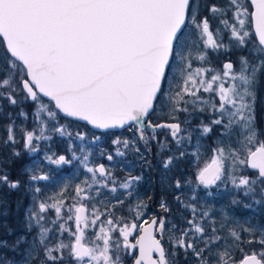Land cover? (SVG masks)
Segmentation results:
<instances>
[{
    "label": "snow or ice",
    "instance_id": "snow-or-ice-1",
    "mask_svg": "<svg viewBox=\"0 0 264 264\" xmlns=\"http://www.w3.org/2000/svg\"><path fill=\"white\" fill-rule=\"evenodd\" d=\"M208 11L221 18L236 48L246 49L252 42L249 55L255 56V63L240 56L238 66L231 60L221 68L211 65L208 49L227 50L228 45L223 43L221 29L213 31L209 17L201 15L197 0H0V43L7 62V71L0 72V100L13 107L25 101L35 106L38 131L21 129L25 150L36 153L40 149L34 142L51 139L45 135L48 122L58 124L59 114L84 121L93 129L130 132L131 138L111 140L112 151L100 150V156L109 162L129 151L140 154L141 142L147 150L150 142L160 145L158 154L171 151L167 138H157L158 129L168 131L178 150L191 144L198 131L195 149L163 158V169L171 171L174 161L191 156L198 165L197 185L208 188L231 182L245 196H255L259 189L264 198V139H260L264 133L256 126L259 77L264 74V0H226L225 7L213 3ZM229 14L232 23L224 18ZM195 62L199 63L194 67ZM21 94L22 99L18 98ZM165 108L173 122L154 123L151 118ZM205 112L211 115L208 124L201 120L196 127L187 128L178 120L179 113L192 117ZM18 115L28 118L23 108ZM183 123L191 125V119ZM214 126L220 129L216 146L203 159L201 137L212 133ZM6 127L4 144L15 145V122ZM52 131L73 136L64 125ZM75 138L85 141L86 134L76 132ZM100 139L93 135L91 143ZM68 151L71 159L56 153L45 154L44 159L53 165L78 160L90 176L76 185L75 202L67 206L65 215L67 187L39 199L36 194L42 189L35 182L51 177L38 163L24 169L29 190L34 191L26 229L36 234L31 241L27 236L12 244L0 240V248L14 253L26 245L21 260H8L7 264H125L127 257L133 264H177V250L183 251L185 264L189 254L195 264H264V230L257 235L254 229H244L249 238L242 240L229 229V242L219 234L224 225L218 230L208 211L185 204L179 196L175 197L177 203L191 211L187 227L171 224L166 228L170 221L164 217L142 219L147 210L142 202L130 206L131 219L115 216L103 201L105 210L100 211L96 203H90L100 196V188L111 193L117 187L129 190L142 176L118 181L110 166H90L91 151L83 144L80 156L71 147ZM12 155L19 157L20 152L13 149ZM8 163L12 161H0ZM241 169L253 170V174H238ZM0 185L17 189L21 181L0 170ZM182 187L176 179L175 188ZM94 188L95 197L91 195ZM160 207L169 211L164 200ZM50 211L55 218L48 217ZM252 244L259 245V250L241 247Z\"/></svg>",
    "mask_w": 264,
    "mask_h": 264
},
{
    "label": "flooded vegetation",
    "instance_id": "flooded-vegetation-1",
    "mask_svg": "<svg viewBox=\"0 0 264 264\" xmlns=\"http://www.w3.org/2000/svg\"><path fill=\"white\" fill-rule=\"evenodd\" d=\"M232 60L238 66L237 60ZM211 65L216 67L215 64ZM167 111L163 112L158 121H153L154 123L160 122H173L169 120L168 116L165 114ZM201 120L208 124L210 122L204 121L202 117ZM186 119H191V125H186L183 122ZM178 120L181 122L182 127L193 128L200 124L201 120L198 121L197 117H189L185 113L178 114ZM88 125V124H86ZM89 126V125H88ZM92 129V128H91ZM112 134L111 140L115 139L117 136L121 138L128 137L131 138V133L126 129H111L107 130ZM107 131H100L103 134H107ZM156 133L161 134L160 141H164L167 138L168 147L171 148V151L165 150L162 154L159 153L160 145L157 153H155L151 161L148 164L143 165L139 159L140 154L129 151L124 157H115L114 160L111 161L110 168L112 169L114 177L118 181H123L125 178L129 176H142V179L137 183V189L142 192V203L147 205V210L144 213L143 219L151 221L153 218L164 217L166 220L170 221V223L166 224V228H170L171 224H176L178 228L187 227L186 221L191 218L190 209L184 208L180 203H177L175 197L179 196L180 200L185 204H195L198 210L208 211L211 217L215 220V226L217 229H220L221 225H224L223 230L219 232V234L223 237H228V230L234 229L241 236L242 240H247L249 238V233L244 231V229L251 228L256 231V234L259 235L261 231V226L264 225V203L262 199H258L257 195L245 196L243 189H237L235 187H231L228 185L225 187L223 183L217 182V185L210 186L205 188L203 185H197L195 182V172L197 168V163L194 162L191 156H186L184 159L179 161H174V164L171 168V171H167L163 169L161 160L166 158L168 155L179 154L180 150H186L191 152L195 149L196 145V137L200 135L197 131L193 133V138L191 144H185L187 148H182L178 150L175 144L172 142L170 135L166 129H158ZM151 135V132L147 133ZM212 134L210 133L207 136L201 137V144L209 145L212 143ZM140 149L144 146L143 143H139ZM104 149L106 150L108 145L106 140L104 141ZM145 147V146H144ZM150 150L154 149V144L150 142ZM110 151H112V146L110 143ZM146 149V148H145ZM150 150L146 151L151 156ZM2 158H6V156H2ZM104 164L107 165V159L100 157L99 162L96 164ZM109 166V164H108ZM199 166H202V162ZM9 167V165H8ZM11 169H8L10 172V178H15V164H11ZM253 171V170H251ZM238 174H245V170H241ZM180 179L183 187L181 189L175 188V180ZM187 181H192V183H187ZM5 190L3 191L2 187H0V199H3V204L0 205L2 210V222L0 223V240H5L7 242L12 241L13 239L18 238V234L20 232L22 234L26 233L22 227L20 228L18 222L11 218L10 221H4L5 212L8 207L11 206V199L5 194L6 192H10L12 190L14 195H19V188L10 189L3 185ZM131 192V195H128V192ZM134 194H135V185L129 189H123L117 187V192L112 193V203L116 205L113 208V213L117 216H123L131 219L132 214L129 212L130 206L135 204L134 202ZM195 196V200L192 197ZM117 200H123V204H117ZM161 200H164L169 208L168 212H165L161 209L160 203ZM235 201V203L233 202ZM30 198L25 210V216L27 212V208L29 206ZM125 211V212H124ZM25 218V217H24ZM102 218V217H101ZM13 224L17 228H12L9 225ZM26 226V225H25ZM205 226H208L207 224ZM5 229V230H4ZM9 229H11V234H9ZM20 231V232H19ZM24 236V235H23ZM230 242V238H229ZM259 245H241L244 247L245 251L250 249H256ZM177 264H185V255L183 251L177 250ZM4 255V254H3ZM2 255V256H3ZM1 257V256H0ZM191 255L189 254L188 263L190 262Z\"/></svg>",
    "mask_w": 264,
    "mask_h": 264
},
{
    "label": "rangeland",
    "instance_id": "rangeland-1",
    "mask_svg": "<svg viewBox=\"0 0 264 264\" xmlns=\"http://www.w3.org/2000/svg\"><path fill=\"white\" fill-rule=\"evenodd\" d=\"M218 1V2H217ZM213 3H215L219 7H225L226 6V0H197V4L199 6V11L202 16H208L210 20V25L213 31H215L217 28L221 29V35L223 38V43L225 45H228V49H220L218 51H213L211 49H208V60L211 61L212 64H215V68H221L222 64L227 61V59H234V60H239L240 56H248V58L255 63V56L249 55V49L252 46V42L250 41L249 47L246 49H238L234 46V43H230L229 40V33L226 29H224V26L220 23V17H213L212 14L208 11V7H210ZM229 19V22L232 23L231 20V15L229 14L227 17H224ZM0 58L2 59V65L7 66L5 54L3 47L0 45ZM232 61V60H231ZM199 62L194 63V67L198 65ZM22 99V94L21 97H18ZM46 99V98H45ZM7 103V101H6ZM8 109H7V116L8 113H11L12 116L9 118V120L6 123V126L9 123H12L13 121L15 122V136L17 139V143L15 145L4 144V140L7 139V127L5 126L4 129V137H3V149H0V161L3 160H11L13 164H15V178H12V180L19 179L21 181V185L19 187L18 192L21 194L22 190L27 192L29 194L30 202L27 210L29 209L30 206L33 204V195L34 191L29 190V180H28V173L24 171L25 168H31L34 163H38L40 167L42 168V171L44 173H47L50 175L51 179L49 181H39L35 182L34 186H39L41 187L42 191L39 194H36L39 199H45L47 197L53 196L55 193L60 192L62 188L67 187V191L64 193V196L66 197L64 203H65V208L62 210V213L66 215V210L67 206L74 203L75 201L72 199V197L75 196V187L77 184H81L82 181L85 179L86 176H90V174L86 173L85 169L83 166L80 164L78 160H73L71 164H65V165H53L50 164L48 161L44 159L45 154L52 155L53 153H56L57 155H65L67 158L71 159V153L68 151V149L71 147L74 151H76L77 155L80 156L82 155L79 151L80 146L83 144L86 149H89L91 151V155L89 158V163L90 166H95L99 162L100 156V150L104 149V141L106 140L107 142V151H110V143H111V137L112 134L110 131H107V134H103L98 130L93 129L92 127L86 125V123L77 121V120H72L66 117H63L62 114L58 115V124L56 121H49L48 122V130L45 132V135H48L51 137L50 140H40L37 143L39 146V151L36 153H29L27 150L24 148V137H23V132L21 131L22 128H25L29 131L33 130L34 128L37 129L38 131V124L34 118V104L31 101H25L22 102L21 104L13 107L7 103ZM21 108L28 114L27 120H25L23 117L19 116L18 113L20 112ZM168 111L166 108L164 109V112ZM163 112L159 113L156 116H153L151 119L153 121H158L160 115ZM186 114V113H185ZM44 116V119H47L46 114H42ZM193 117H197V120L200 121L202 119L204 121L210 122L211 115L208 112L205 113H196L193 115ZM191 118V117H190ZM59 125H64L67 127L69 131L73 133L72 137H67V136H60L58 133L52 131L53 127L59 126ZM256 126L257 130L261 133H264V74H261L259 77V84H258V100H257V105H256ZM92 128V129H91ZM76 132H83L86 134V140L85 141H80L75 138V133ZM106 132V131H105ZM220 129L217 127H213V134H212V143L209 145H204L201 147L200 151L202 153L203 159H207L210 155L211 152L209 151L210 148L215 147L217 137L219 135ZM93 135L100 136L101 139L97 141L95 144L91 143ZM157 138L160 140L161 134L156 133ZM260 139H264V135L260 136ZM154 144V149L151 148V156L148 154L146 151L145 147L143 146L141 149V154L143 155V159L140 160L143 165L148 164L151 161L152 156L157 153L159 145L155 142H152ZM184 148H187L184 146ZM13 149L16 151L20 152L19 157H14L12 155ZM105 150V149H104ZM140 154V155H141ZM6 156V158H2V156ZM0 164V170L2 171H7L12 170L11 169V164ZM111 166V162L107 161V165ZM9 165V167H8ZM244 170V169H241ZM112 171V169H111ZM10 173V172H9ZM113 173V172H112ZM245 174L252 175L253 171L246 170ZM11 179V178H10ZM221 183V182H219ZM225 187L230 185L231 187H234L231 182H226L223 183ZM33 186V187H34ZM2 187L3 191L5 188L3 185H0ZM7 187V186H6ZM98 187V186H97ZM92 196H96L95 188L91 191ZM257 198L262 199L264 203V198L261 197L259 193V189H257ZM100 201H103L104 204L108 205V207L112 210V206L110 204L112 203V193L109 192L107 188H100V196L96 197L94 201H91L90 203H96L97 206L100 208V211H104V204H101ZM134 202L135 204L137 202H142V192L137 189V184L135 185V194H134ZM3 204V199H0V205ZM134 204V205H135ZM7 211V210H6ZM125 212V211H124ZM2 214V212L0 211ZM27 214V212H26ZM114 214V213H113ZM49 218H55V213L54 211H50L48 214ZM117 216L116 214H114ZM119 217V216H117ZM26 218V216H25ZM25 218H24V223H25ZM101 219H104L102 217ZM143 219V217H142ZM71 223V222H70ZM26 225V223H25ZM208 227V226H206ZM248 229V226H247ZM261 230H264V225L261 226ZM26 233L27 229H26ZM35 231L28 233V234H23L24 236H27L28 240L31 241L33 236H35ZM91 234V229H89V235ZM67 235V234H65ZM26 247V245H24ZM260 246H258L259 248ZM8 260H16L20 261L21 256L14 258V257H8L7 259H4L3 262L0 263H5L7 264ZM190 262L188 264H195L194 260L190 258ZM132 258L127 257L125 258V264H132ZM184 264V263H183Z\"/></svg>",
    "mask_w": 264,
    "mask_h": 264
},
{
    "label": "trees",
    "instance_id": "trees-1",
    "mask_svg": "<svg viewBox=\"0 0 264 264\" xmlns=\"http://www.w3.org/2000/svg\"><path fill=\"white\" fill-rule=\"evenodd\" d=\"M0 45L3 47V50H4L3 44L0 43ZM1 60L2 59L0 58V72H5V71H7V66L2 65ZM7 109H8V106H7L6 101L0 100V149L4 148L2 145L3 137H4V129H5L7 121L9 120V118L6 114ZM9 191L10 192H6L5 194L8 196L9 199H11V206L8 207L7 211L4 213L5 214L4 221H6L8 224L10 219L14 218V220H16L18 222L20 228L22 227L24 230H26V226L24 223V217H25L26 206H27L28 201H29V194L27 192H25L24 190H22L21 194L19 193V195H17V192H16V196H15L12 190H9ZM0 211L2 212L1 208H0ZM1 222H2V214L0 213V223ZM9 226L12 228L19 227V226L15 227L13 224H10ZM18 236L19 237L23 236V234L20 232V234H18ZM16 239H13L12 241H9L8 243L12 244ZM23 250H24V245H22L21 248L18 249L17 252H15V253L10 251L9 249L0 248V256H1L0 262H3V260L7 259L8 257L17 258V257L21 256L20 253H22ZM0 264H5V263H0Z\"/></svg>",
    "mask_w": 264,
    "mask_h": 264
},
{
    "label": "water",
    "instance_id": "water-1",
    "mask_svg": "<svg viewBox=\"0 0 264 264\" xmlns=\"http://www.w3.org/2000/svg\"><path fill=\"white\" fill-rule=\"evenodd\" d=\"M66 118H69V117H66ZM69 119L75 120L74 118H69ZM77 121H79V120H77ZM80 122L86 123V122H84V121H80ZM86 124H87V123H86ZM89 126L92 127L91 125H89ZM117 129H119V128H117ZM95 130H98V131H104V130H100V129H95ZM109 130H111V129H109Z\"/></svg>",
    "mask_w": 264,
    "mask_h": 264
},
{
    "label": "bare ground",
    "instance_id": "bare-ground-1",
    "mask_svg": "<svg viewBox=\"0 0 264 264\" xmlns=\"http://www.w3.org/2000/svg\"><path fill=\"white\" fill-rule=\"evenodd\" d=\"M143 158V155L141 154L140 156H139V159H142Z\"/></svg>",
    "mask_w": 264,
    "mask_h": 264
}]
</instances>
